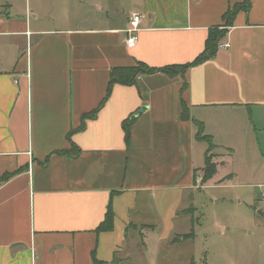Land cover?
I'll return each instance as SVG.
<instances>
[{
  "label": "crops",
  "instance_id": "crops-1",
  "mask_svg": "<svg viewBox=\"0 0 264 264\" xmlns=\"http://www.w3.org/2000/svg\"><path fill=\"white\" fill-rule=\"evenodd\" d=\"M12 1L0 0V264H196L195 232L177 237L210 188L237 198L231 221L264 219V0H111L73 22L61 1L48 27ZM211 31L229 47L193 63ZM136 62L188 67L109 90L111 70ZM210 143L215 170L196 185Z\"/></svg>",
  "mask_w": 264,
  "mask_h": 264
},
{
  "label": "rangeland",
  "instance_id": "rangeland-1",
  "mask_svg": "<svg viewBox=\"0 0 264 264\" xmlns=\"http://www.w3.org/2000/svg\"><path fill=\"white\" fill-rule=\"evenodd\" d=\"M95 1L98 5H104V9L99 10L95 6ZM108 1L111 0H13V9L10 13L24 16L27 7L28 18L33 19L35 13L48 27L51 14L49 11L53 8V3L61 2L57 6V11L60 10L58 13L68 16L73 22L81 18L94 20L110 14L112 8L108 12L105 10ZM120 2L118 1L116 7ZM114 21H117L116 18ZM225 191L226 189L210 188L206 192L203 190L198 192L199 210L194 217L198 218L199 222L191 224V229L197 236L193 243V247L196 248L195 262L196 264H259L264 259V248L260 245L264 241V231L259 230L257 225L263 223L264 219L231 221L240 218L236 211L237 198ZM220 195L226 197L216 203L213 198ZM186 246L185 244L174 249L180 250ZM159 261L158 263L161 264Z\"/></svg>",
  "mask_w": 264,
  "mask_h": 264
},
{
  "label": "trees",
  "instance_id": "trees-1",
  "mask_svg": "<svg viewBox=\"0 0 264 264\" xmlns=\"http://www.w3.org/2000/svg\"><path fill=\"white\" fill-rule=\"evenodd\" d=\"M246 9H248L249 6V0H245ZM237 7L229 9V11L226 13L225 18L226 21L229 22L234 14ZM245 9V10H246ZM223 31H211V33L206 38V45L204 48V51L194 60L193 63H199L204 60H207L208 58H212L215 55V51L220 44V38L222 36ZM188 66H164L163 68H152L150 66L145 65L142 62H136L133 67H121L119 69H113L111 70L110 79H109V90L111 89V85L114 83H123V84H134L136 76L137 75H148L150 73L154 72H165L171 76L177 75L178 73H183L184 69ZM185 85V83L183 84ZM97 110L91 112L89 115L93 116L95 115ZM133 118H129L123 123V129L126 131V135L128 134V125L132 122ZM205 138V137H203ZM209 141V139H207ZM213 147V144L210 143L209 148L207 150V155L205 156V165L203 170V179L202 182L207 181L210 179V177L213 175V172L215 170V164L212 162V158H210V155H208L209 150ZM104 222L100 224L98 229H104L107 230L111 227L112 223V210L110 207H108L107 212L105 213ZM194 236V232L191 229L190 233L188 234H182L181 236L177 237V240L192 238ZM95 264H100L97 260L95 261Z\"/></svg>",
  "mask_w": 264,
  "mask_h": 264
},
{
  "label": "built area",
  "instance_id": "built-area-1",
  "mask_svg": "<svg viewBox=\"0 0 264 264\" xmlns=\"http://www.w3.org/2000/svg\"><path fill=\"white\" fill-rule=\"evenodd\" d=\"M142 14L138 12H132L129 21H128V26L126 27V37L124 39V43H126V46L131 48L135 45V41L137 39V33L139 31L140 23L142 20ZM229 42L228 40H223L221 43L218 45V48H228L229 47ZM202 179H203V173L197 174L195 178V184L200 185L202 184ZM262 196L264 199V191L262 192Z\"/></svg>",
  "mask_w": 264,
  "mask_h": 264
},
{
  "label": "water",
  "instance_id": "water-1",
  "mask_svg": "<svg viewBox=\"0 0 264 264\" xmlns=\"http://www.w3.org/2000/svg\"><path fill=\"white\" fill-rule=\"evenodd\" d=\"M142 110H144V107H141L138 111H136L135 114H133V116L137 115Z\"/></svg>",
  "mask_w": 264,
  "mask_h": 264
}]
</instances>
